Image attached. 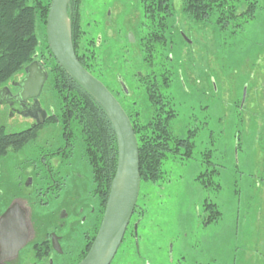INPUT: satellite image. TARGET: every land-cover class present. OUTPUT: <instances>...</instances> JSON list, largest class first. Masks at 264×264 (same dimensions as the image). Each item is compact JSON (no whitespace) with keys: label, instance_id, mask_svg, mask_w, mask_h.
<instances>
[{"label":"rangeland","instance_id":"rangeland-1","mask_svg":"<svg viewBox=\"0 0 264 264\" xmlns=\"http://www.w3.org/2000/svg\"><path fill=\"white\" fill-rule=\"evenodd\" d=\"M79 2V53L90 48L95 76L126 111L138 110L145 121L150 105L140 80L147 71L140 48L144 19L139 0ZM182 2L171 1L173 14L164 32V46L169 45L170 52L169 82L161 90L172 98L175 110L171 132L180 138L191 134L192 154L180 159L168 152L161 177L140 182L139 253L134 251L132 226L138 217L134 215L129 235L126 232L111 264H264V0H257L254 16L234 32L213 22L193 21ZM35 33V59L49 62L45 22L38 17ZM97 38H101L98 45ZM24 67L1 88L18 92L14 84L23 78ZM119 78L128 95L122 93ZM38 101L48 113L56 114L58 104L49 79ZM32 122L30 113H11L0 97V126L5 132H19ZM62 129L50 120L39 127L36 139L0 158V213L13 197L24 198L28 177L34 197L40 182L39 146L47 142L55 147ZM70 140L74 156L67 162L93 179L82 144L73 136ZM31 209L40 223L42 207ZM216 212L219 215L207 221ZM32 242L23 256H28Z\"/></svg>","mask_w":264,"mask_h":264},{"label":"trees","instance_id":"trees-1","mask_svg":"<svg viewBox=\"0 0 264 264\" xmlns=\"http://www.w3.org/2000/svg\"><path fill=\"white\" fill-rule=\"evenodd\" d=\"M50 1L0 0V88L35 59L38 44L35 33L36 18L45 22ZM79 1L70 0L72 45L78 60L95 76L90 68V63L94 60L90 48L85 49L87 51L85 54V51L82 55L79 53L81 31ZM171 1L139 0L144 19L140 48L147 71L140 80L149 101L150 116L142 121L138 117L140 114L138 110L134 113L124 110L129 113L127 115L137 139L141 182H155L161 177V164L168 152L185 159L191 157L193 148L191 134L180 138L171 132L170 121L175 116V110L172 98L161 90L167 87L169 82L166 62L169 61L170 52L169 45L168 49L164 46L166 40L164 32L169 24L168 18L173 14ZM240 3L244 6L242 10ZM257 6V0L182 2L183 11L193 21L213 22L219 29H230L231 32L248 22L254 16ZM46 48L48 49L47 46ZM48 55L49 62L42 64L48 71L47 79L50 80L58 104L56 114L50 115L48 119L58 120L63 126L64 135L73 136L82 144L83 155L91 167L94 183L102 191L107 192L116 170L118 154L113 125L102 106L63 70L49 50ZM121 91L124 93L122 88ZM40 126L35 124L12 133L5 132L3 126H0V158L35 139ZM181 149L183 151H180ZM218 215V212L210 215L207 221Z\"/></svg>","mask_w":264,"mask_h":264},{"label":"water","instance_id":"water-1","mask_svg":"<svg viewBox=\"0 0 264 264\" xmlns=\"http://www.w3.org/2000/svg\"><path fill=\"white\" fill-rule=\"evenodd\" d=\"M70 0H51L45 19L46 44L55 61L81 87H83L104 109L109 117L117 139V164L111 182L109 199L94 240L76 264H110L134 210L140 186L138 144L131 121L111 91L90 73L78 60L71 38L69 17ZM128 38L134 41L132 33ZM48 78L47 69L34 59L24 67V76L14 84L21 100H31L39 115L31 117L42 124L46 112L40 106L38 96ZM127 91L124 84H121ZM1 91H9L3 87ZM27 113V112H25ZM24 210L15 202L0 215V262L16 255L26 242L20 233L24 221Z\"/></svg>","mask_w":264,"mask_h":264},{"label":"flooded vegetation","instance_id":"flooded-vegetation-1","mask_svg":"<svg viewBox=\"0 0 264 264\" xmlns=\"http://www.w3.org/2000/svg\"><path fill=\"white\" fill-rule=\"evenodd\" d=\"M100 40L101 38L96 39L97 45L100 43ZM38 61L41 64L43 63L42 60ZM117 81L120 87H122L121 84H124L122 78H119ZM125 87L127 88L126 85ZM124 95H128V92L124 91ZM115 98L117 99L116 96ZM1 99L8 106L11 113L21 111L24 113L31 112L33 115L41 113L31 106V100H21L17 92L3 91ZM121 106L123 108V105ZM43 110L47 115L42 124L49 122L48 118L51 115L50 112L48 113L45 109ZM54 123L61 126V129L63 128L58 120H55ZM35 124V120L33 119L32 125ZM59 137L61 138V142L55 147L49 146L47 142L39 146V159L41 161L39 168L41 169L38 170L40 172L37 175L40 182L36 188L34 197L31 196L33 182L31 177H28L24 183L25 199L13 197L0 213L1 215L12 203L17 202L21 206L25 215L23 225L20 226V233L26 240L15 256L2 260L0 264H25L26 262V264H76L78 260L80 261L83 258L94 240L105 213L111 184L107 192L102 191L92 178L85 177L80 171L72 167L71 163L67 162L69 158L74 156L72 141L70 137L64 135L63 129ZM140 187L141 183L137 201L128 223L129 225L132 222L134 215L138 216L137 220L133 221L135 223L132 226L134 251L136 254L139 253L137 226L143 213L142 202L141 207L139 204L143 195ZM19 198L21 200H18ZM96 198L98 203H96ZM33 205H38L43 209V215L39 220L40 223H37L33 217V210L31 209ZM128 225L122 241L128 231ZM127 233L129 235V232ZM77 236H80L82 241L76 243ZM31 239L33 240L32 249L29 250L28 256L27 254L23 256V250ZM118 249L110 264L115 259ZM14 260H16L15 263H13Z\"/></svg>","mask_w":264,"mask_h":264}]
</instances>
